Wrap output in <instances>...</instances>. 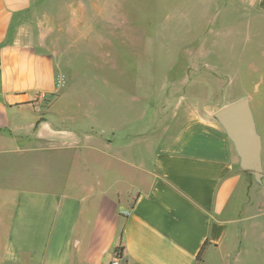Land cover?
<instances>
[{
  "label": "crops",
  "instance_id": "obj_1",
  "mask_svg": "<svg viewBox=\"0 0 264 264\" xmlns=\"http://www.w3.org/2000/svg\"><path fill=\"white\" fill-rule=\"evenodd\" d=\"M37 1L0 0V155L14 145L63 157L92 150L108 159L70 160L63 186H2L0 264H112L117 249L119 264H264V185L253 188L212 118L228 104L183 110L177 123L162 125V134L173 131L149 162L116 153L147 134L119 145V127L110 122L66 130L58 125L68 115L59 107L57 61L44 49L55 30V0H46L45 16ZM244 1L264 19V0ZM114 4L69 0L62 14L80 37L91 30L80 27L88 12L107 20ZM124 164L129 176L119 172Z\"/></svg>",
  "mask_w": 264,
  "mask_h": 264
},
{
  "label": "rangeland",
  "instance_id": "obj_2",
  "mask_svg": "<svg viewBox=\"0 0 264 264\" xmlns=\"http://www.w3.org/2000/svg\"><path fill=\"white\" fill-rule=\"evenodd\" d=\"M67 1L53 2L55 30L44 45L57 61L59 107L68 115L58 125L77 131L110 122L119 127V145L147 134L142 143L116 151L135 164L152 159L173 131L162 134L161 126L177 123L190 108L215 110L248 97L264 131V19L255 18L244 0H214L210 6L196 0H114L107 20L88 12L80 27L91 30L80 37L62 14ZM45 2H35L41 16ZM167 99L175 101L162 105ZM13 147L0 155V188L58 187L71 161L108 159L85 149L81 156L75 150L63 157ZM130 168L121 165L119 172L129 176Z\"/></svg>",
  "mask_w": 264,
  "mask_h": 264
},
{
  "label": "water",
  "instance_id": "obj_3",
  "mask_svg": "<svg viewBox=\"0 0 264 264\" xmlns=\"http://www.w3.org/2000/svg\"><path fill=\"white\" fill-rule=\"evenodd\" d=\"M212 118L223 128L239 158V167L255 182L264 185L263 139L248 97L215 112Z\"/></svg>",
  "mask_w": 264,
  "mask_h": 264
},
{
  "label": "built area",
  "instance_id": "obj_4",
  "mask_svg": "<svg viewBox=\"0 0 264 264\" xmlns=\"http://www.w3.org/2000/svg\"><path fill=\"white\" fill-rule=\"evenodd\" d=\"M121 256H122V251L120 249H117L115 251V257L113 259L112 264H119V260H120Z\"/></svg>",
  "mask_w": 264,
  "mask_h": 264
}]
</instances>
